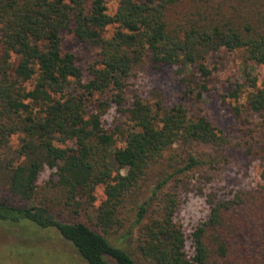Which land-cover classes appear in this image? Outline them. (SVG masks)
Here are the masks:
<instances>
[{
    "label": "trees",
    "instance_id": "obj_1",
    "mask_svg": "<svg viewBox=\"0 0 264 264\" xmlns=\"http://www.w3.org/2000/svg\"><path fill=\"white\" fill-rule=\"evenodd\" d=\"M65 32L99 49L88 81L63 50ZM222 50L242 52L245 70L264 65V0H120L113 15L108 0H0V187L9 193L0 198V221L56 229L87 264H138L121 245L135 231L149 264H250L255 247L264 264V187L207 193L208 217L189 236L192 257L174 221L180 195L170 183L209 163L202 147L226 145L218 129L181 104L135 95L126 107L128 80L147 58L180 75L196 67L206 79L208 56ZM247 76V107L264 114V82ZM198 88L201 98L207 86ZM114 106L126 123L108 132L102 118ZM161 162L165 177L135 202ZM46 167L56 178L40 186ZM100 185L106 198L96 208ZM126 226L113 244L109 237Z\"/></svg>",
    "mask_w": 264,
    "mask_h": 264
},
{
    "label": "rangeland",
    "instance_id": "obj_2",
    "mask_svg": "<svg viewBox=\"0 0 264 264\" xmlns=\"http://www.w3.org/2000/svg\"><path fill=\"white\" fill-rule=\"evenodd\" d=\"M120 0H108L109 14H115ZM64 52L73 53L77 65L83 71L85 80H90V67L98 59L99 49L91 44L81 42L71 32L62 35ZM242 52L222 50L208 56L207 65L212 75L204 79L196 67H190L184 75L178 73L175 66H154L149 58L128 80L126 88L127 103L130 106L135 95H140L151 103L162 100L167 106L181 104L192 117L204 116L226 139V145L214 149L202 147L200 155L209 163L202 165L188 174L180 175L176 186L180 203L174 217L175 223L188 237L186 253L194 255L190 234L207 219L209 214L205 202L207 193L216 190L221 197L244 190L264 187V114H256L248 109V95L253 91L247 81V73L257 79L258 87L264 82V65L247 63L245 70ZM186 77L190 86L182 81ZM191 82L193 85L191 86ZM207 86L199 98L198 85ZM238 98L232 94L236 90ZM235 108L242 111L237 115ZM126 118L116 106L102 118L103 128L112 132L119 125H125ZM14 139L13 146L16 147ZM123 147L122 141H117ZM168 171L166 163L152 167L148 176L134 193V201L150 196L153 188L165 177ZM55 171L45 168L39 176L38 184L45 186L55 179ZM175 178V179H176ZM177 179V180H178ZM9 193L0 187V198L5 200ZM97 208L105 200V186L96 189ZM133 204H128L131 209ZM95 208L89 213L94 215ZM60 219L65 214L58 213ZM69 220H77L68 216ZM95 228V227H94ZM96 229V228H95ZM98 231V229H97ZM129 233L128 226L117 231L109 239L118 245L119 238ZM138 233L127 238L121 245L138 264H149L136 249ZM247 253V252H246ZM250 264H258V247L247 253ZM0 264H87L75 247L65 240L56 229H42L31 223L10 226L0 221Z\"/></svg>",
    "mask_w": 264,
    "mask_h": 264
}]
</instances>
